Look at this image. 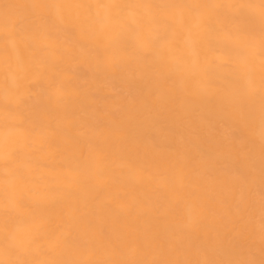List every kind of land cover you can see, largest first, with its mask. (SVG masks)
<instances>
[{
  "label": "bare ground",
  "instance_id": "bare-ground-1",
  "mask_svg": "<svg viewBox=\"0 0 264 264\" xmlns=\"http://www.w3.org/2000/svg\"><path fill=\"white\" fill-rule=\"evenodd\" d=\"M0 264H264V0H0Z\"/></svg>",
  "mask_w": 264,
  "mask_h": 264
},
{
  "label": "rangeland",
  "instance_id": "rangeland-1",
  "mask_svg": "<svg viewBox=\"0 0 264 264\" xmlns=\"http://www.w3.org/2000/svg\"><path fill=\"white\" fill-rule=\"evenodd\" d=\"M81 84H84V82H80ZM102 86V85H101ZM111 87H107L106 85H103L102 86V89L104 90V92H106V93H109V95L111 94V95H114V94H116V93H119V89H110ZM105 90H107V91H105ZM110 99V97H108V98H106V99H100L99 97H97V96H95L94 95V100H95V102L96 103H98V105H99V107H101L102 106V104L103 103H105L107 100H109ZM83 131V130H82ZM222 131V130H221ZM217 133H219V132H217ZM227 131H223L222 133H220L221 134V136H223L224 138H228L226 135H227ZM208 179V178H207ZM250 195L251 196H249V199H254V200H257L258 199V197H257V195L255 194V193H250ZM262 205H263V203H262ZM257 220V219H256ZM256 220H253V222L254 221H256Z\"/></svg>",
  "mask_w": 264,
  "mask_h": 264
}]
</instances>
